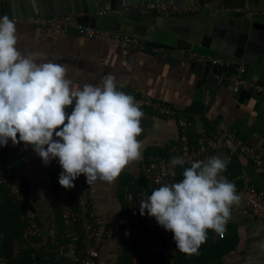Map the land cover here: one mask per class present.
Returning <instances> with one entry per match:
<instances>
[{"label": "crops", "instance_id": "obj_1", "mask_svg": "<svg viewBox=\"0 0 264 264\" xmlns=\"http://www.w3.org/2000/svg\"><path fill=\"white\" fill-rule=\"evenodd\" d=\"M14 22L17 48L25 54L39 53L38 62L51 60L66 65L67 76L76 85L97 84L104 76L112 74L118 88H127L149 102L168 105L183 116L190 123L192 141L201 132L223 123L236 130L251 146L264 151V110L255 107L244 92L233 95L229 84L221 83V78L209 81L195 73L192 63H183V52L159 49L147 54L138 46H122L112 36L85 39L72 31L52 34L24 20ZM141 110L144 113L143 132L138 139L144 145L142 159L126 166L113 184L97 180L88 185L93 210L108 227L107 242L96 264H150L136 242L125 239L114 223L122 210L119 190L124 182H138L149 156L163 154L177 141L178 130L172 118L152 114L146 106ZM54 139L57 138L54 136ZM213 156L229 161L222 175L235 187L238 178L245 175L264 192V179L237 152L217 148L209 152L206 161ZM57 160L44 165L32 146L23 142L13 146L9 140L7 146H0V161L8 170L20 169L21 185L44 227L54 211L52 174ZM184 169L180 170L182 179ZM21 226L16 205L0 189V230L3 234L0 253L12 256L16 264H29V246L18 235ZM186 264H264V224L257 221L242 202L238 207L233 206L224 237L208 230L207 241L197 254L188 255Z\"/></svg>", "mask_w": 264, "mask_h": 264}, {"label": "clouds", "instance_id": "obj_2", "mask_svg": "<svg viewBox=\"0 0 264 264\" xmlns=\"http://www.w3.org/2000/svg\"><path fill=\"white\" fill-rule=\"evenodd\" d=\"M17 44L14 19L3 15L0 146H7L9 140L13 146L31 145L44 165L58 158L63 169L59 184L65 189L74 188L80 175L88 185L97 180L113 184L126 166L142 159L144 145L138 138L144 113L132 95L119 90L114 75L80 87L68 78L66 65L38 62L39 53H22ZM172 163L185 161L174 157ZM228 163L220 156L192 162L180 182L162 184L141 199L140 215L147 212L171 231L177 250L197 254L208 230L224 237L232 208L241 203L234 183L222 175Z\"/></svg>", "mask_w": 264, "mask_h": 264}, {"label": "built area", "instance_id": "obj_3", "mask_svg": "<svg viewBox=\"0 0 264 264\" xmlns=\"http://www.w3.org/2000/svg\"><path fill=\"white\" fill-rule=\"evenodd\" d=\"M149 7L156 8L160 14L170 16L189 14L197 8L164 4ZM238 11L247 17L264 15V7L243 8ZM24 21L52 34L72 31L85 39L112 36L124 47H137L136 40L128 36L109 34L78 25L75 14L55 16L48 20L33 17ZM182 54L183 63L219 62L193 51H185ZM240 73L241 70L228 78L231 93L235 96L244 91L257 89L253 82L241 78ZM119 90L132 95L141 109L146 106L152 114L172 118L178 130V138L163 154L149 156L137 183L124 182L120 186L122 210L114 223L120 228L125 239L136 242L137 248L149 259L150 264H177L179 257L184 253L177 250L173 233L161 227L154 217L147 215V212L143 216L140 215L141 199L150 196L152 191L162 184L180 182L182 168L190 167L195 161L206 162L209 152L217 148H228L237 152L264 179V151L251 146L236 130L223 123L217 124L213 130L201 132L196 140L192 141L190 123L183 116L176 114L170 106L156 101L149 102L127 88L119 87ZM74 103L66 109L68 114L71 113ZM174 157L183 158L185 164L174 165L172 163ZM62 171L57 160L52 174L54 211L46 227L40 224L38 213L21 185L20 169L8 170L0 161V189L18 209L22 224L18 235L29 246V264H96L107 242L108 227L101 223L93 210L86 177L80 175L73 181L74 188L65 189L59 184V174ZM236 191L250 214L264 224V192L256 188L245 175L238 178ZM1 235L3 234L0 230ZM0 264H16V261L12 256L0 253Z\"/></svg>", "mask_w": 264, "mask_h": 264}, {"label": "water", "instance_id": "obj_4", "mask_svg": "<svg viewBox=\"0 0 264 264\" xmlns=\"http://www.w3.org/2000/svg\"><path fill=\"white\" fill-rule=\"evenodd\" d=\"M197 6L188 15H163L149 5ZM264 7V0H0V17L14 20L75 14L80 26L125 35L151 54L153 50L193 51L218 60L192 63L209 81L240 76L257 89L244 91L264 110V15L247 17L238 10Z\"/></svg>", "mask_w": 264, "mask_h": 264}, {"label": "trees", "instance_id": "obj_5", "mask_svg": "<svg viewBox=\"0 0 264 264\" xmlns=\"http://www.w3.org/2000/svg\"><path fill=\"white\" fill-rule=\"evenodd\" d=\"M187 257H188V254H183V256L179 257L177 264H186Z\"/></svg>", "mask_w": 264, "mask_h": 264}]
</instances>
